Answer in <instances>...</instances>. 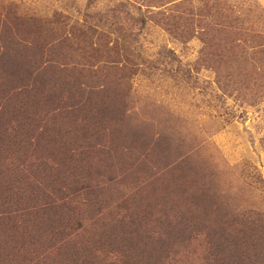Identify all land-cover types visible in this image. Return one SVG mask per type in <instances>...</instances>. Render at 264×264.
<instances>
[{
    "label": "rangeland",
    "instance_id": "1",
    "mask_svg": "<svg viewBox=\"0 0 264 264\" xmlns=\"http://www.w3.org/2000/svg\"><path fill=\"white\" fill-rule=\"evenodd\" d=\"M0 264H264V0H0Z\"/></svg>",
    "mask_w": 264,
    "mask_h": 264
}]
</instances>
